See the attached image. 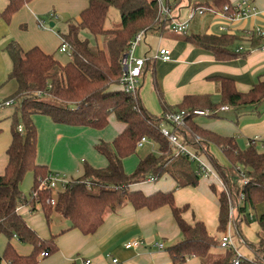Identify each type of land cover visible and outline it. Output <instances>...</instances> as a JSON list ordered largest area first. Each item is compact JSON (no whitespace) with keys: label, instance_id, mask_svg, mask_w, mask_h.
I'll return each mask as SVG.
<instances>
[{"label":"trees","instance_id":"obj_1","mask_svg":"<svg viewBox=\"0 0 264 264\" xmlns=\"http://www.w3.org/2000/svg\"><path fill=\"white\" fill-rule=\"evenodd\" d=\"M31 1L9 0L7 6L0 10V20L10 23L13 16ZM197 4L219 10L228 5L232 10L231 0H203ZM111 7L120 13V28H106ZM158 15L155 0H89L79 20L69 19L66 28L59 31L71 47L70 59L66 62L38 46L24 50L15 40L7 44L5 49L13 62L9 79L16 81L17 89L8 98L13 99L16 111L11 117L12 142L7 150L8 163L0 175V236L7 239L0 263L5 260L9 264H38L42 258L58 250L57 235L42 238L19 212L21 206L30 205L34 210L39 204L47 220L56 212L70 221V229L89 235L99 229L107 214L130 203L136 209L171 207L182 234V239L167 249L173 264H183L192 257L199 258L202 264H234L237 254L231 248L224 249L223 255L212 262L208 261L211 253L220 246V239L208 232L203 221L188 223L183 214L189 206L176 204L175 189L196 186L201 176L197 173V166H193L194 161L185 155L175 154L168 139L162 135L161 126L166 124L168 113L181 110L191 113L195 109H210L214 112L212 116L217 117L216 110L226 105L238 112L250 109L261 114L259 107L264 104V79L248 92L238 91L230 78L219 79V103H214L210 95H189L180 104L172 106L158 89L163 114L151 113L138 91L130 94L120 86L121 59L139 31L163 33L170 29V21H159ZM85 29L94 36H105V48L95 49L88 38H82L81 32ZM184 36L194 46L212 51L219 60H229L245 52L233 48L236 41L233 34L190 33ZM35 114L47 115L56 123L95 129L105 128L110 115L114 114L125 123V128L112 142L101 140L96 144L97 151L108 161L105 168H95L85 162L81 176L70 179L54 192L41 187L51 171L37 162ZM19 126L23 131H19ZM173 129L183 143L210 164L229 189L231 199L239 205V227L236 231L243 240L240 222L248 224L251 220L248 210H254L264 202V152L259 151L255 143L241 148L234 137L204 128L192 115L186 117L184 126ZM144 137L157 145V152L141 157L136 169L127 173L123 161L137 152L138 142ZM212 145L222 151L227 164L216 157L211 150ZM27 172L33 173V185L28 196L21 188ZM165 175L175 180V189L147 194L142 189L133 188V185L147 182L151 177L157 181ZM244 178L247 183H243ZM217 188L215 183L211 184L215 193ZM241 194H244V199L240 203ZM54 196L55 205L49 201ZM217 198L218 232L223 233L230 220L229 201L223 190ZM257 221V241L247 243L253 258L243 256L239 264H264V213L258 216ZM14 238L31 245V252L20 253L12 243Z\"/></svg>","mask_w":264,"mask_h":264},{"label":"crops","instance_id":"obj_2","mask_svg":"<svg viewBox=\"0 0 264 264\" xmlns=\"http://www.w3.org/2000/svg\"><path fill=\"white\" fill-rule=\"evenodd\" d=\"M88 1L32 0L13 16L11 23L0 20V100H7L17 89L16 81L9 79L13 62L5 49L7 44L15 40L24 50L38 46L57 58L61 36L59 32L44 29L47 24L40 20V17L49 15L51 19H57L68 15L66 23L69 19L79 20L80 13L88 5ZM200 1L203 0H187V6ZM238 1L231 0L232 3ZM253 1L259 13L239 21L233 33L236 36L233 48L237 50L242 45L245 52L229 60L217 59L212 51L194 46L185 39L184 34L176 33L171 28L163 33L152 31L146 34L144 44L140 47V55L147 54L149 62L141 77L138 92L143 104L151 113L158 116L163 114L158 89L172 106L180 104L189 95H210L214 103H219L221 101L219 79H232L240 92H248L257 82L264 79V36L254 39H246L245 36V30L255 25L264 27V0ZM8 2L9 0H0V10H3ZM183 4V0H173V12ZM181 12L179 10L176 15L180 16ZM52 13L55 16H52ZM176 15L173 14L174 17ZM41 22L44 23V27L40 26ZM53 23L55 26L56 22ZM217 32L215 19L207 13L196 21H191L187 34L221 35ZM160 45L171 50V60L152 59ZM259 110L261 114L250 109L238 112L228 108L219 111L217 117L201 116L203 118L196 121L204 128L220 135L234 137L238 144L244 140V147L239 146L246 148L250 138L256 135L264 136V104ZM15 111V104L0 108V175L5 172L8 163L7 150L12 142L11 117ZM33 120L39 131L41 126L45 128L38 133L37 162L46 165L51 172L69 176L71 179L81 176L84 172L82 162L85 159L81 158L82 160L78 161L79 153H89V162L93 167L105 168L108 161L97 151L96 144L101 140L112 142L125 128V123L121 121V124L116 121L110 131L60 124L42 114H35ZM211 150L221 162L227 164L224 154L217 146L212 145ZM141 157L143 156L135 162L137 165ZM132 159L128 156L123 161L127 173L134 171L135 163ZM31 181L33 185V176ZM212 183H215L213 179L201 176L196 186L187 185L175 189V180L170 175H165L157 181L135 184L133 188L142 189L147 194L157 190L175 189L176 204L189 206L183 214L185 220L191 224L197 220L203 221L208 232L217 237L219 202L211 189ZM23 192L26 196L30 193L27 194L24 190ZM18 210L42 238L57 235V252L49 258H42L38 264H85L87 259H90L92 264H115L113 259H118V264H173L167 249L182 239L180 228L169 205L149 210L136 209L127 203L117 211L107 214L99 229L89 235L78 229H70V221L56 212L47 220L39 204L34 210L30 205L21 206ZM254 223L258 225L257 220ZM4 240L0 256L7 244V239ZM131 241H137L138 244L128 247L127 244ZM157 243H163L164 247L160 249ZM242 248L245 250H241ZM17 250L22 254H28L32 248ZM240 252L247 258H253V253L245 246L240 247ZM0 264L9 263L2 260ZM183 264L202 263L199 258L192 257Z\"/></svg>","mask_w":264,"mask_h":264},{"label":"built area","instance_id":"obj_3","mask_svg":"<svg viewBox=\"0 0 264 264\" xmlns=\"http://www.w3.org/2000/svg\"><path fill=\"white\" fill-rule=\"evenodd\" d=\"M158 5V13H159V21L168 22L170 21V28L176 33L187 34L189 31L191 21L197 16H201L204 14H211L215 19V23L217 24V33L219 34H233L235 25L244 19L250 18L259 13L256 5L253 0H239L236 3H232V10H230L229 6H225L223 10H219L208 5L201 4H191L189 6L188 17L185 21H177L176 17L173 16V6L172 3L168 0H155ZM52 16H55L52 13ZM41 27H44V23H40ZM145 31H139L131 40L130 46L128 50L124 53L121 59V67H122V75L120 79V86L123 90L130 94H136L139 90L141 84V77L143 75V68L148 60L147 54L140 55V47L142 42L146 38ZM246 39H254L257 37L264 36V27L261 25H255L247 30H245ZM244 47L241 45L237 48V51H243ZM60 52H66L70 55L71 47L65 39L61 37V43L59 46ZM152 59L155 60H171V50L165 46H158L156 51L154 52ZM14 105L13 99L0 100V108L5 106ZM229 107L224 105L216 110L223 111L228 109ZM214 112L210 109H195L191 113L187 110H181L178 112L168 113L165 116L166 124L161 126V133L164 137H166L169 141L170 146L176 155H185L190 160L196 162L197 165V173L202 177H206L209 179H213L215 184L223 190L229 201V217L230 220L228 222V227L225 232L222 233L220 237V246L224 249L231 248L233 249L237 257L234 260V264L240 263V258L243 257L240 252V245L238 244V236L236 233V228L232 224V219L237 215V207L238 204H235L231 199V193L229 189L224 185L222 180L219 178L215 170L210 166V164L205 161L199 153L189 147L187 144L183 143L179 138L177 132L173 129L174 127L184 126L186 122V117L188 115L196 116H212ZM19 131H23L22 126H19ZM149 140L144 137L138 142V147H142ZM255 143L261 144L264 146V136L256 135L252 137L248 144ZM240 170V174L243 175L242 169L238 167ZM70 179L65 176H60L57 173L51 172L41 184V187L48 188L54 192H57L61 187H64ZM149 181H153L151 177ZM243 183H247L246 178L243 179ZM244 199V194H241L240 203ZM50 203L56 204V197L51 198ZM250 219H253L255 216L254 210L250 208L248 210V214ZM235 230V231H234ZM138 244L137 241H131L127 244L128 247H133ZM160 249L164 247L163 243L156 244ZM115 264H118V259H113ZM85 264H92L90 259L85 260Z\"/></svg>","mask_w":264,"mask_h":264},{"label":"rangeland","instance_id":"obj_4","mask_svg":"<svg viewBox=\"0 0 264 264\" xmlns=\"http://www.w3.org/2000/svg\"><path fill=\"white\" fill-rule=\"evenodd\" d=\"M168 1L172 3L173 0H168ZM183 3H184L183 5H181V6L178 7L179 9L177 8V10L175 12H172V14L176 15V14H178V11L179 10L182 11L181 14H180V16L176 15V20L177 21H181V22H183V21H185L187 19L188 12H189V6H187L188 5L187 0L186 1L183 0ZM199 17H201V16L197 15L192 20V22H194L197 19H199ZM40 18H41L40 20H44L45 23L47 24V27H45L44 29L53 30V31H55V33H58L59 31H63L64 28H66L65 27L66 20H67V18H69V16L68 15H66V16L64 15V17H61V18H57V19L52 18L51 19L49 15H43ZM51 21L56 22V25L54 27H51L50 26V22ZM120 27H121V16H120V13H119V11L115 7H111L110 10H109V12H108V17H107V21H106V28L107 29H116V28H120ZM81 33H82L81 34V37L82 38H88L90 40V44H91V46L93 48H95V49L98 48V47L105 48V41L107 39L105 36H94L91 32H89L86 29L83 30ZM143 44H144V42H142V45ZM56 56H57V58L61 59L62 61H68L70 59V55L68 53H66V52H59V50L56 53ZM202 118L203 117H201V116H196L195 119L197 121H200ZM115 122L121 124V122L118 121V119L116 118V116L113 114L111 116V118L109 119L108 125L105 128L100 129V130L110 131L111 129L114 128V125H115L114 123ZM37 129H38V127H37ZM43 130H45L44 126H41L40 127V131L42 132ZM40 131L38 129V133H40ZM244 144H245L244 143V140H242V141L239 142V145L241 147H244ZM257 148H258L259 151L264 150V146H262L261 144H258L257 145ZM156 152H157V145L155 143L149 141V142H146L142 147H138L137 152L134 153V154H132V155H130V156L133 158L132 160L135 163L140 156H144V155H146L148 153H156ZM81 158H83L85 160L86 159L88 160V161L87 160L86 161L84 160L82 162L83 166H84L85 162H87L88 164H90V162H89V158H90L89 157V153H86V154L85 153H79L78 154V157H77L78 161L82 160ZM193 166L196 167L197 166V163L196 162H193ZM136 167H137V163H135L134 170L136 169ZM59 175L62 176V174H59ZM29 176H30V181L27 182V179H28ZM32 176H33V173L32 172H27L26 175H25V177H24V179H23L22 189L24 191H27V194L31 190V186H32L31 185V183H32L31 179H32ZM66 177L68 179H71V177H69V176H66ZM162 181H166V180L164 179ZM217 189L218 190H217V192L215 194L218 197V194H219V192H220L221 189L219 187ZM261 212H264V202H261V203H259L256 206V208L254 209L255 216H254L253 219L250 220V222L248 224L244 223V225H243L242 222H240L241 224L239 223L240 224V230L242 229L241 236L243 237V240H242V239H240L239 233L237 234L238 237H239L238 238V244L240 246H245L246 248H248V245H247L248 242H256L257 241L258 225H256V223H254V221L257 220V218H258L259 214H261ZM237 220L238 219H237V215H236L232 219V224H233V226H235V228L236 227H239ZM227 227H228V225L226 226L224 232L227 230ZM236 233H237V231H236ZM221 235H222V233L219 232L217 238L220 239ZM4 239H5L4 236H0V245H1L0 246V250H1V247L3 246V244L5 242ZM13 240H14L13 242H14L15 246L19 250H21V251L27 250L30 247L32 248V246L29 245V244H27V243H22V242H19L18 240H15V239H13ZM241 250L244 251L245 248H242ZM1 252H2V250H1ZM223 253H224V248H222L221 246H218V248H216L211 253V255L209 256L208 261L209 262H212L215 258H218V257L222 256ZM54 254H52V255H54ZM52 255H50V256H52ZM50 256H48L46 258H49Z\"/></svg>","mask_w":264,"mask_h":264},{"label":"water","instance_id":"obj_5","mask_svg":"<svg viewBox=\"0 0 264 264\" xmlns=\"http://www.w3.org/2000/svg\"><path fill=\"white\" fill-rule=\"evenodd\" d=\"M50 26H51V27H53V26H54V23H53V22H52V23H50Z\"/></svg>","mask_w":264,"mask_h":264}]
</instances>
